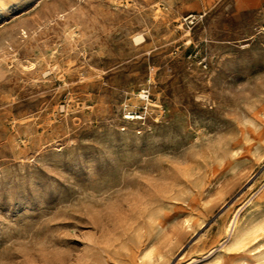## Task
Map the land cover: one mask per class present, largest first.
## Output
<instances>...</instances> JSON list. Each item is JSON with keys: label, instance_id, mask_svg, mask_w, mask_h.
<instances>
[{"label": "rangeland", "instance_id": "1", "mask_svg": "<svg viewBox=\"0 0 264 264\" xmlns=\"http://www.w3.org/2000/svg\"><path fill=\"white\" fill-rule=\"evenodd\" d=\"M262 235L264 0H0V264H264Z\"/></svg>", "mask_w": 264, "mask_h": 264}, {"label": "bare ground", "instance_id": "2", "mask_svg": "<svg viewBox=\"0 0 264 264\" xmlns=\"http://www.w3.org/2000/svg\"><path fill=\"white\" fill-rule=\"evenodd\" d=\"M140 34V33H139ZM137 35V34H136ZM135 35V36H136ZM141 35V34H140ZM138 35L137 36V40H141L143 38V36H140ZM142 37V38H141ZM137 42V41H136ZM141 42V41H140ZM141 93V92H140ZM130 118H133V117H130ZM93 187V186H92ZM158 189V188H157ZM164 192V191H163ZM254 201L251 200L249 205L251 206V204L253 203ZM258 204V203H257ZM248 205V206H249ZM256 205V204H255ZM253 205V206H255ZM245 206V205H244ZM257 206V205H256ZM255 206V207H256ZM243 207V206H242ZM254 208V207H253ZM243 208H241V211H242ZM256 209V208H254ZM122 213V212H121ZM234 213V212H233ZM232 216V214H231ZM127 217V216H126ZM246 220V219H245ZM225 232H226V235L228 237H226L229 242H233L235 243V245H238L240 247H247V245L249 244V242L251 240H254V241H258V238L261 236V229L254 223V221H251V220H247L246 222H242V213L240 212V210H238L237 212H235L233 214L232 217H230L228 219V221H226V224L224 226V229H223ZM264 236V235H262ZM225 240V239H224ZM225 242V241H224ZM264 242V241H263ZM97 243V242H96ZM227 243V242H226ZM225 243V244H226ZM228 245V243H227ZM262 245V244H261ZM229 246L232 247V244ZM257 246V245H256ZM255 246V247H256ZM258 247V246H257ZM233 248V247H232ZM263 249V248H262ZM212 250V249H211ZM257 250V249H256ZM208 252V251H207ZM215 252V251H214ZM256 252V251H255ZM259 252V251H258ZM261 253V252H260ZM206 254V253H205ZM211 255V251L208 253ZM262 254V253H261ZM264 254V253H263ZM204 255V254H203ZM258 255V254H257ZM260 255V254H259ZM262 256V255H260ZM200 257V256H199ZM205 256L203 257H200V258H197L195 260H199L201 258H204ZM207 257V256H206ZM259 257V256H258ZM257 257V258H258ZM261 258V257H260ZM194 260V261H195ZM79 261V260H78ZM203 261V260H202ZM243 261V260H242ZM241 261V262H242ZM196 262V261H195ZM198 262V261H197ZM193 263V262H192ZM254 263V262H253ZM245 264V263H244Z\"/></svg>", "mask_w": 264, "mask_h": 264}]
</instances>
